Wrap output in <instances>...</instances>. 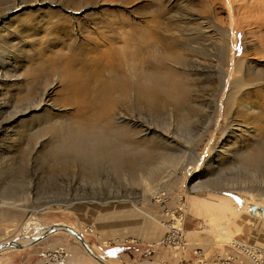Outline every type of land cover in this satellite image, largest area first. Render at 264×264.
<instances>
[{
    "label": "rangeland",
    "instance_id": "374dc122",
    "mask_svg": "<svg viewBox=\"0 0 264 264\" xmlns=\"http://www.w3.org/2000/svg\"><path fill=\"white\" fill-rule=\"evenodd\" d=\"M217 191L264 207V0H0V242L35 221L108 264H264V210L189 200ZM0 264L100 263L56 231Z\"/></svg>",
    "mask_w": 264,
    "mask_h": 264
},
{
    "label": "bare ground",
    "instance_id": "6f19581e",
    "mask_svg": "<svg viewBox=\"0 0 264 264\" xmlns=\"http://www.w3.org/2000/svg\"><path fill=\"white\" fill-rule=\"evenodd\" d=\"M229 9H230V13H231V15H233V7H232V5H231V3L229 2ZM261 22V21H260ZM63 23V22H62ZM65 23V22H64ZM111 25V24H110ZM259 25V24H258ZM263 25V24H262ZM105 31V30H104ZM109 31V30H108ZM111 32V31H110ZM119 32V31H118ZM232 33V32H231ZM103 34H104V32H103ZM111 34V33H110ZM123 34V33H122ZM105 35V34H104ZM118 35V34H117ZM125 35H127V34H125ZM119 36V35H118ZM100 38L102 37V36H99ZM110 38V39H112L113 38V35L112 36H108V34L106 33V37L105 38ZM125 37V36H124ZM124 37H120V38H124ZM89 39H90V37H88ZM107 38V39H108ZM125 38H127V37H125ZM148 38V37H147ZM151 38V37H150ZM107 39H104V41H106ZM132 39V38H131ZM145 39V38H144ZM113 40V39H112ZM141 40V39H140ZM140 40H138V42H140ZM146 40V39H145ZM152 40V39H151ZM151 40H148V43H154V42H151ZM99 41V40H98ZM114 41V40H113ZM116 41V40H115ZM120 41V40H119ZM125 41V40H124ZM133 41V40H132ZM132 41L130 42V43H132ZM231 47H230V58H232L233 59V56H234V48H235V45H236V40H235V38H234V35L232 34V36H231ZM96 42H97V39H96ZM107 42V41H106ZM137 42V41H136ZM143 42V41H142ZM147 42V41H146ZM115 43H117V42H115ZM125 43H126V41H125ZM118 44H119V42H118ZM141 44V43H140ZM143 44V43H142ZM156 44V43H155ZM121 45V44H120ZM126 45V44H125ZM150 45V44H149ZM148 46V45H147ZM147 46H145V47H147ZM117 47H119V46H117ZM126 47H129V46H126ZM143 47V46H142ZM122 47H120V49H121ZM130 49V48H129ZM128 49V50H129ZM145 49H148V47L147 48H145ZM125 50V49H124ZM144 50V49H143ZM131 51H132V53H134L136 56V60L134 59V61H136V64L135 65H137V67H138V64H140L141 66H144V65H146V64H148L149 62V64H154L153 66H155V64H157L158 62H157V59H156V57L154 58L155 60H153L152 58L153 57H150V56H145V57H147V58H145L144 56H143V53H142V50H139V48H136V47H132V49H131ZM141 51V52H140ZM146 51V50H145ZM140 52V53H139ZM144 52V51H143ZM146 52H148V51H146ZM146 52H145V54H146ZM117 53V52H116ZM129 53V52H128ZM149 53V52H148ZM109 54V53H108ZM120 54H122V53H120ZM127 54V53H126ZM129 56V55H128ZM246 56V55H245ZM142 57H144V58H142ZM125 58V57H124ZM124 58H123V61H124ZM130 58V57H129ZM126 61V60H125ZM130 61V60H129ZM232 61V60H231ZM152 62V63H151ZM113 63L114 64H116L115 62H114V60H113ZM108 64V63H107ZM128 64V63H127ZM121 65V64H120ZM135 65H133V66H135ZM136 68V67H135ZM73 72V74H72V76L70 77V83L73 85V86H75L76 84L78 85V82H79V74L77 73V72H75L74 70L72 71ZM71 72V73H72ZM71 73H70V75H71ZM144 73H146V72H144ZM146 76L147 75H149V73H146L145 74ZM149 80V79H148ZM146 81V80H145ZM147 82V81H146ZM70 83H69V85H70ZM89 86L90 85V82L88 83V84H83V86H82V88L83 87H85V86ZM90 87V86H89ZM149 89H151V90H155V89H157V86L156 85H154V84H152V83H148V84H146V90H149ZM227 95H228V93H226ZM207 195V194H206ZM246 198H248L249 200H247ZM246 198H244V197H242L240 194H238L237 192H233V191H217V192H213V193H209V195L208 196H205V194L203 195H201V194H198V195H196V194H192L191 195V197H190V202H191V204H192V206L196 209V210H198L199 212H203V213H208V214H210V212L212 213V214H215L214 216H215V218H218V220L219 219H225V223H224V225L225 226H228L229 225V223L230 222H228L229 221V219L230 218H228V217H231L233 220L232 221H234L235 219H236V217H237V215L239 214V213H241V212H243L244 210H248L249 209V206H251L252 204H256L257 203V201L254 199V196H252V195H250V194H248V196H246ZM259 199V198H258ZM6 204L7 202H3V203H1V205L3 206V204ZM0 205V206H1ZM248 208V209H247ZM245 211V212H246ZM203 213H201V214H203ZM251 213V212H250ZM252 214V213H251ZM262 214H263V216H262ZM256 215L259 217V218H264V213H261V212H257L256 213ZM239 216V215H238ZM217 220V219H216ZM220 221V220H219ZM218 221V222H219ZM182 223H183V221L181 222V220H179V219H177V220H175L174 221V225H173V227H172V225H169V228H173V229H181V225H182ZM35 225H38V224H36V222L35 221H27V223H25L24 224V227H23V231H19L15 236H12V238L11 239H9V240H6V241H10V240H15L16 241V243L17 242H19V243H22V244H25V243H28V242H30V241H32V239L34 238V237H36V236H38V235H40V234H42V233H44L46 230H48L49 228H50V226H52V225H55V224H52V225H50V226H45V225H43V224H39V230H36L37 232L36 233H29V227H31V226H35ZM59 225H66V224H59ZM72 227V226H71ZM74 228V227H73ZM75 229V228H74ZM172 229V230H173ZM77 230V229H76ZM58 231H66V230H58ZM78 231V230H77ZM208 231L209 232H212V233H222L221 231H222V229L220 228V229H214V228H211V227H209V229H208ZM67 232V231H66ZM80 232V231H79ZM222 236L223 237H225V238H228V239H230L229 241H233V239L232 238H230V237H228L225 233H222ZM80 242V241H79ZM82 245V244H81ZM239 245V244H238ZM83 246V245H82ZM243 246V247H242ZM244 246H245V244L244 243H241L240 242V245L238 246V247H242V248H244ZM84 247V246H83ZM12 248H14V247H11V246H6L5 248H3V249H1L0 250V253L1 252H3V251H5V250H8V249H12ZM85 248V247H84ZM90 248H91V251L92 252H89L86 248V251H87V253L90 255V256H92L95 260H97L100 264H108L105 260H104V258H101V256H99L98 255V253L91 247V245H90ZM246 248H249V247H247L246 246ZM245 248V249H246ZM252 251V255L254 256V259L256 260V248H252L251 249ZM91 253H93L94 255H97V256H99L103 261L101 262V261H99L98 259H96L94 256H93V254H91ZM258 260H260V259H258ZM145 263V262H144ZM202 264H206V263H202Z\"/></svg>",
    "mask_w": 264,
    "mask_h": 264
},
{
    "label": "water",
    "instance_id": "95a60500",
    "mask_svg": "<svg viewBox=\"0 0 264 264\" xmlns=\"http://www.w3.org/2000/svg\"><path fill=\"white\" fill-rule=\"evenodd\" d=\"M256 210H264V207L262 206H258V205H252L251 206V211L252 212H255ZM58 230H66L67 232H69L70 234H72L74 237H76L80 243L89 251V252H92L91 251V248H90V244L86 241V239L84 238V236L79 232L77 231L76 229H74L73 227L69 226V225H59V224H55V225H52L50 226V228L48 230H46L44 233L34 237L32 239V241L28 242V243H25V244H22V243H19L15 240H10V241H5V242H0V250L5 248L6 246H11V247H14V248H18V249H21V248H26L28 246H31L33 245L34 243L40 241L41 239L45 238L46 236L58 231ZM93 254V253H91ZM93 256L98 259L99 261H103L99 256L97 255H94ZM140 264H157V263H153V262H143V263H140ZM198 264H202V263H198Z\"/></svg>",
    "mask_w": 264,
    "mask_h": 264
},
{
    "label": "crops",
    "instance_id": "0c3cea01",
    "mask_svg": "<svg viewBox=\"0 0 264 264\" xmlns=\"http://www.w3.org/2000/svg\"><path fill=\"white\" fill-rule=\"evenodd\" d=\"M1 215H2V216H1ZM3 216H4V215L0 213V217H3ZM162 226H164V225L162 224ZM165 228H167V227L165 226ZM161 242H162V241H161Z\"/></svg>",
    "mask_w": 264,
    "mask_h": 264
},
{
    "label": "built area",
    "instance_id": "2783aa9c",
    "mask_svg": "<svg viewBox=\"0 0 264 264\" xmlns=\"http://www.w3.org/2000/svg\"><path fill=\"white\" fill-rule=\"evenodd\" d=\"M179 230V229H178Z\"/></svg>",
    "mask_w": 264,
    "mask_h": 264
}]
</instances>
